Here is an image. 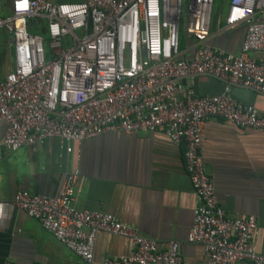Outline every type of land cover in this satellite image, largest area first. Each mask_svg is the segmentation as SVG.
Masks as SVG:
<instances>
[{
  "label": "built area",
  "instance_id": "built-area-1",
  "mask_svg": "<svg viewBox=\"0 0 264 264\" xmlns=\"http://www.w3.org/2000/svg\"><path fill=\"white\" fill-rule=\"evenodd\" d=\"M215 4L11 0L9 16L0 17V124L6 126L0 161L4 152H36L50 139L71 153L70 144L108 132L161 133L184 144L186 172L199 200L188 242L203 247L208 264H264L252 242L256 218L226 214L201 154L207 120L264 132V111L237 101L228 87L199 97L181 82L207 75L264 93V58L248 56L264 54V0H229L223 30L246 28L238 55L209 44ZM83 181L76 169L62 176L56 196L20 190L13 205L82 264H95L99 232L127 238L133 247L129 256L103 264H183L177 242L160 249L111 214L78 209L76 188Z\"/></svg>",
  "mask_w": 264,
  "mask_h": 264
},
{
  "label": "crops",
  "instance_id": "crops-1",
  "mask_svg": "<svg viewBox=\"0 0 264 264\" xmlns=\"http://www.w3.org/2000/svg\"><path fill=\"white\" fill-rule=\"evenodd\" d=\"M10 7L11 0H0V17L9 16ZM227 9L228 5L225 10L219 6L214 11L209 44L238 55L246 28L223 30ZM259 16L264 20V12ZM248 56L264 58L256 52ZM181 82L199 97L219 95L228 87L237 101L264 111V93L253 89L207 75ZM5 130L0 124V141ZM69 146L71 153L61 148L59 140L50 139L36 152L30 147L4 152L0 161V264H82L79 256L37 220L13 205L20 190L56 196L62 176L76 169L84 179L76 188L78 209L111 214L139 236L155 241L160 249L177 242L183 264H208L203 247L188 242L199 200L186 172L184 144L177 146L161 133L108 132ZM201 154L226 214L256 218L252 242L264 255V132L209 119L202 133ZM132 251L129 239L99 232L95 264L129 256Z\"/></svg>",
  "mask_w": 264,
  "mask_h": 264
},
{
  "label": "trees",
  "instance_id": "trees-1",
  "mask_svg": "<svg viewBox=\"0 0 264 264\" xmlns=\"http://www.w3.org/2000/svg\"><path fill=\"white\" fill-rule=\"evenodd\" d=\"M219 6H221L220 4H219V0H216V4H215V10L217 9V7L219 8ZM214 10V11H215ZM29 31L31 32V33H36V30H34V28H33V26H31V24L29 25ZM185 45V39L183 38V40H182V47ZM1 55H0V60H1ZM3 74V70L1 69V63H0V75H2Z\"/></svg>",
  "mask_w": 264,
  "mask_h": 264
},
{
  "label": "rangeland",
  "instance_id": "rangeland-1",
  "mask_svg": "<svg viewBox=\"0 0 264 264\" xmlns=\"http://www.w3.org/2000/svg\"><path fill=\"white\" fill-rule=\"evenodd\" d=\"M229 3V0H219V4L221 5V7L225 10L227 8V5ZM185 7L183 8V12H184V15H185ZM43 37L46 38L45 34H43ZM47 48V46H46ZM1 55V53H0Z\"/></svg>",
  "mask_w": 264,
  "mask_h": 264
}]
</instances>
